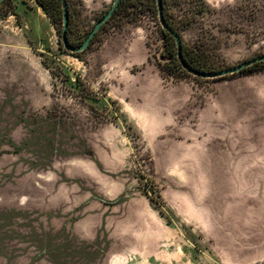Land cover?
I'll return each mask as SVG.
<instances>
[{
    "label": "rangeland",
    "instance_id": "obj_1",
    "mask_svg": "<svg viewBox=\"0 0 264 264\" xmlns=\"http://www.w3.org/2000/svg\"><path fill=\"white\" fill-rule=\"evenodd\" d=\"M68 1L88 33L114 0ZM172 2L214 68L264 55V0ZM153 5L79 55L38 0L0 5V264H264V66L172 72Z\"/></svg>",
    "mask_w": 264,
    "mask_h": 264
},
{
    "label": "trees",
    "instance_id": "obj_2",
    "mask_svg": "<svg viewBox=\"0 0 264 264\" xmlns=\"http://www.w3.org/2000/svg\"><path fill=\"white\" fill-rule=\"evenodd\" d=\"M6 1L7 0H4L0 5H2ZM153 1H154L153 10L157 13V16H158L157 2H156V0H153ZM198 1H201V0H198ZM38 2L47 11H49V13L51 14V16L53 17V19H54V21L56 23H62V28H63V12H62V2H61V0H38ZM67 2H68L69 16H70L69 26L67 28V36H68L69 42L71 44L80 45L85 40V38L88 36L89 32L88 33H80V31H79V29H78V27H77V25L75 23V19L73 17L71 5H70L68 0H67ZM125 2H126V0H121L119 2V4L117 5V7H116V9H115V11L113 13V15L110 17V19L115 14L118 13V11L121 9V7L124 5ZM201 3H202V5L195 4L193 6V8H191L190 11L187 12V15H185L186 17H185L183 25H187L190 22H192L196 18V16L198 15V13L202 12L204 10V8H205L204 4L205 3H203V2H201ZM172 4H173L172 0H163L164 15H165V19H166L167 23L175 31H177L178 34L181 37V40H182V54H183L185 62L190 67H192V68H194V69H196L198 71L211 72V71L221 70V69L214 68L211 65V63H209L207 61V59H206V57H205V55H204V53L202 51H200V50L196 49L194 46L189 45L188 43H186L184 37L182 36V34L180 32L181 22L182 21L176 17L175 11L172 8ZM158 19H159V17H158ZM104 25L105 24H103V26ZM98 32L93 37L91 43L93 42V40L96 37V35L98 34ZM163 32H164L165 37L169 41V44L167 46V54H168L169 60H170V62L172 64V67L170 68V70L172 72L180 71V72H183V73H188V74L194 75V74L190 73L187 69H185L184 66L182 65L181 61L179 60L177 44H176V41H175V38L173 37V35L168 30H166L164 28H163ZM61 33H62V31H61ZM74 54L79 55L80 52H77V53H74ZM260 66H264V61L256 62V63H254V64L242 69L240 72H250V71H253V70L257 69ZM237 73H239V72H237ZM223 77L224 76H222V78Z\"/></svg>",
    "mask_w": 264,
    "mask_h": 264
},
{
    "label": "water",
    "instance_id": "obj_3",
    "mask_svg": "<svg viewBox=\"0 0 264 264\" xmlns=\"http://www.w3.org/2000/svg\"><path fill=\"white\" fill-rule=\"evenodd\" d=\"M4 0H0V4ZM121 0H114L108 11L96 22L94 27L91 29L89 32L88 36L85 38V40L80 44V45H74L69 42L68 36H67V28L69 26V7H68V2L67 0H61L62 2V12H63V28H62V33H61V38H62V43L64 47L73 53L77 52H82L87 47L90 45L93 37L95 34L101 29L103 24H105L110 17L113 15L117 5L119 4ZM157 2V11H158V17L159 21L162 25V27L166 30H168L173 37L175 38L176 44H177V49H178V58L181 61L182 65L184 66L185 69H187L190 73L194 74L195 76L198 77H204V78H217V77H222L226 76L229 74H234L237 72H240L242 69L260 61H264V55H259L253 58H250L248 60H245L235 66L224 68L221 70L217 71H198L192 67H190L184 60L183 54H182V40L180 35L178 34L177 31H175L166 21L165 15H164V9H163V0H156Z\"/></svg>",
    "mask_w": 264,
    "mask_h": 264
}]
</instances>
